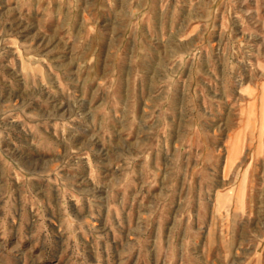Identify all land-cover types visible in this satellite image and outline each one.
<instances>
[{
	"label": "rangeland",
	"instance_id": "374dc122",
	"mask_svg": "<svg viewBox=\"0 0 264 264\" xmlns=\"http://www.w3.org/2000/svg\"><path fill=\"white\" fill-rule=\"evenodd\" d=\"M0 264H264V0H0Z\"/></svg>",
	"mask_w": 264,
	"mask_h": 264
}]
</instances>
